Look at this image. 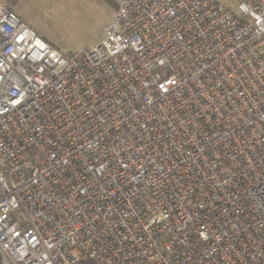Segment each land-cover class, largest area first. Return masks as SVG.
I'll list each match as a JSON object with an SVG mask.
<instances>
[{"label": "built area", "instance_id": "2783aa9c", "mask_svg": "<svg viewBox=\"0 0 264 264\" xmlns=\"http://www.w3.org/2000/svg\"><path fill=\"white\" fill-rule=\"evenodd\" d=\"M117 0L65 53L0 3V264H264V0Z\"/></svg>", "mask_w": 264, "mask_h": 264}, {"label": "rangeland", "instance_id": "374dc122", "mask_svg": "<svg viewBox=\"0 0 264 264\" xmlns=\"http://www.w3.org/2000/svg\"><path fill=\"white\" fill-rule=\"evenodd\" d=\"M236 9V0H218ZM11 5L38 35L65 53L95 46L103 37L117 0H0Z\"/></svg>", "mask_w": 264, "mask_h": 264}, {"label": "trees", "instance_id": "16d2710c", "mask_svg": "<svg viewBox=\"0 0 264 264\" xmlns=\"http://www.w3.org/2000/svg\"><path fill=\"white\" fill-rule=\"evenodd\" d=\"M8 7H9L10 10H14L11 5H8ZM80 264H94V263H92V262H82Z\"/></svg>", "mask_w": 264, "mask_h": 264}]
</instances>
